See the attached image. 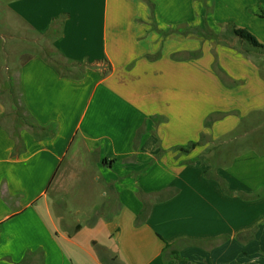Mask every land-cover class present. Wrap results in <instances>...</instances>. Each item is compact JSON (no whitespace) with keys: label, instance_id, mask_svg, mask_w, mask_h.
Segmentation results:
<instances>
[{"label":"crops","instance_id":"crops-1","mask_svg":"<svg viewBox=\"0 0 264 264\" xmlns=\"http://www.w3.org/2000/svg\"><path fill=\"white\" fill-rule=\"evenodd\" d=\"M205 5L206 17L200 0L0 3V92L3 31L41 45L65 15L50 47L85 65L61 71L39 50L19 65L28 123L20 143L0 124V264H234V249L264 264V48H238L229 29L264 45V0Z\"/></svg>","mask_w":264,"mask_h":264},{"label":"rangeland","instance_id":"rangeland-1","mask_svg":"<svg viewBox=\"0 0 264 264\" xmlns=\"http://www.w3.org/2000/svg\"><path fill=\"white\" fill-rule=\"evenodd\" d=\"M202 1L203 0H200V3L203 5L205 17H206L207 15L210 14L211 11H210L209 6L205 5V3ZM0 3H3V0H1ZM3 32L6 35L4 37H2V42H3V46L5 47L6 52L8 53L9 58L8 57L3 58L1 60V62H3L4 65L6 64V67L9 68V69H6L4 71L5 73L7 72L8 75L5 74L4 76L5 77L8 76L10 78L8 80L6 79V81H8L9 84L5 83V85H4L5 87H3L4 88L3 91L0 92V98L5 99V101H7L12 106V111L10 113H7V114L0 116V124L3 123L5 126H7L9 128L8 130L10 131L9 134L10 135L15 134V136H17L18 140H19V139H21L20 134H19V128L26 126L27 125L26 123H28L26 120H24L25 112H24L23 107H22L20 89H19L18 78H17L18 77V68H19L20 63L24 62V60L29 55H31L33 51L39 50L40 52H43L46 56H49L53 60L60 62L65 69L66 68H73V65L71 63H66L59 54H57L56 52H54L51 49L50 42L52 39V37H51V35H52L51 33H53L52 31L40 43L41 45H38L39 43H35L33 41H30V40H35L32 38V35H29V37L27 36L26 38L21 37L22 35H20L19 33L22 31H20V30H18L17 33H15V35L13 37H10L7 34L8 31H6V32L3 31ZM209 32H210V34H212L211 30L205 28V38L211 37ZM219 37H220V40L226 44L227 43L235 44L232 42L233 36L230 33L229 29L226 30V28H225V32H222L221 35H219ZM206 41L210 42V40H206ZM221 41H219V42H221ZM235 45L238 48H241V47H248L249 44L246 41L244 42L242 40H239V42H237ZM4 59H6L7 61H4ZM103 67H105V66L103 65ZM0 87H2V86H0ZM241 134H237V138L234 141V146L236 147V152H241V151L247 150L248 146L251 145L250 144L251 142L248 141L246 135H244V134L241 135ZM16 145H15V147L17 148ZM212 169L215 170L216 168L213 166ZM65 209H66V204L64 202H61V201L55 202V204L53 205V210L57 215H61V213L64 212ZM66 220H68V217L66 218ZM261 224H259V225H261ZM242 237H244L243 234L238 235L236 240L241 241ZM251 238H253V235ZM226 239L227 238L224 239L225 242L227 241ZM263 239H264V237H263ZM225 242H223V243H225ZM205 245L210 246L209 244H205ZM224 250L225 249H222L221 252L216 253V255H221ZM234 254H236L235 249L233 252L232 251L227 252L226 256L223 259L232 258L231 260H233V258H234V264H238V262H241V260L243 259V253L241 252L240 257H238L237 255L235 256Z\"/></svg>","mask_w":264,"mask_h":264},{"label":"trees","instance_id":"trees-1","mask_svg":"<svg viewBox=\"0 0 264 264\" xmlns=\"http://www.w3.org/2000/svg\"><path fill=\"white\" fill-rule=\"evenodd\" d=\"M202 2L205 3V0H203ZM259 16L264 18V10H260L259 11ZM64 18H65V15H60L59 17L55 18L53 20L52 27L49 30V33L47 35H49L51 33V31H52L53 33H51L52 34L51 37L53 39L62 36ZM229 26H230L229 29L231 30L232 34L235 35L236 37H238L239 39L246 41L247 43H249L250 45H252L254 47L264 48V45L260 44L259 41L256 39V37L254 35H252L248 30L242 29V28H237L233 24H229ZM48 58L50 59L49 61H51L52 63L57 65V67H59L61 69V71H68V72L71 71V68H66L65 69L60 62H57V61L53 60L49 56H48ZM72 65H73V67L75 65V67H77V68L79 67L81 69H83L84 66H85L84 64H74V63ZM109 70H110V66L108 65V71ZM19 143H20V139H19ZM194 145L195 144H193L191 146L193 147ZM205 175H208V174H205ZM212 177L213 178H218L215 175H213ZM219 181H220L221 185L223 186V189H225V191H226V183L224 181H222V179H220V178H219ZM157 199L158 200H162V199H164V196L163 195H158ZM150 208H151V204L144 205L143 209L140 211L139 218L144 219L148 215V213L150 211ZM98 216H99V213L95 214V217L90 222L91 225L95 222V220L98 218ZM78 229H79V226L77 225L76 230H78ZM165 250L169 251L174 259H179L178 252L175 249H173L172 246L167 244Z\"/></svg>","mask_w":264,"mask_h":264}]
</instances>
